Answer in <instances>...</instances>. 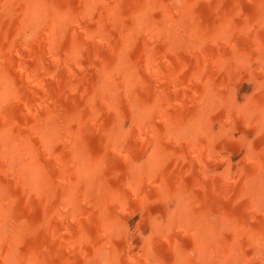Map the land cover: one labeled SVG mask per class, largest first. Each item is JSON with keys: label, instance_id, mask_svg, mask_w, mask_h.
I'll return each instance as SVG.
<instances>
[{"label": "bare ground", "instance_id": "6f19581e", "mask_svg": "<svg viewBox=\"0 0 264 264\" xmlns=\"http://www.w3.org/2000/svg\"><path fill=\"white\" fill-rule=\"evenodd\" d=\"M64 1L0 0V264H264V0ZM173 55L207 74L166 126ZM231 78L257 89L226 119ZM220 124L237 175L204 152Z\"/></svg>", "mask_w": 264, "mask_h": 264}, {"label": "rangeland", "instance_id": "374dc122", "mask_svg": "<svg viewBox=\"0 0 264 264\" xmlns=\"http://www.w3.org/2000/svg\"><path fill=\"white\" fill-rule=\"evenodd\" d=\"M69 1H72V0H69ZM54 2H56L59 6H61V12H62V14L64 15L65 13L67 14V15H71L70 17H72V16H76V15H78V7H77V3L78 2H74L75 4H73V3H71V2H67L68 4H66V2L64 1V0H45V2L44 3H46L47 5H46V9H49V7L51 6V3L53 4ZM112 3H115V0H113V1H111ZM66 5H67V7H69V8H72L71 9V11L69 10V11H67L66 10ZM95 7V6H94ZM60 9V8H59ZM65 9V10H64ZM73 10H74V12H77V13H74L73 12ZM203 12H204V10H202ZM58 13V12H57ZM60 13V12H59ZM76 14V15H75ZM117 13H115V15H116ZM203 21H206V20H203ZM202 23V22H201ZM202 24H204V23H202ZM208 32H209V35L208 34H206V35H208L207 37H208V39H214L215 41H217V40H219L220 39V36L219 35H213V33L212 32H214V30L212 29V27H210L209 28V30H208ZM210 33H212V35L210 34ZM217 37H219V38H217ZM212 41V40H211ZM214 41V42H215ZM174 57V58H173ZM178 57V58H177ZM172 56L171 57V59L170 58H168V60H170V62H164L163 63V66H166V64L168 65L167 67H162V70H163V75H161V77H163L162 78V80H164L165 78H169V80L171 81V83L170 82H168L169 80H167V79H165L166 80V83H167V87H168V97H170L171 99H173V100H170L169 98H167V96H165V94H161V97H160V99H159V106H160V108H162L161 110L162 111H164L165 109H166V111L168 110V114H169V117H168V120L170 121H168L165 125L167 126V124H173L174 122L175 123H178L177 122V119L179 118V116H178V113L181 111L179 108H181V107H184V106H187V107H189L190 105H191V95H190V93H189V95L188 96H185V91L187 90L186 88H187V84H190V81H197L199 78H200V76L202 77L203 75H205V74H207L206 73V71L207 70H205V69H203V68H200V66L198 65V66H196V67H183L182 65H181V62H180V60H181V58H179V56ZM178 61L180 62V63H178ZM166 63V64H165ZM176 64H178V66L176 65ZM175 65V66H174ZM179 65H180V69H179ZM173 66V67H172ZM178 67V68H177ZM182 67V68H181ZM219 67V69L218 70H220L221 68H220V66H218ZM185 68H187L186 70H184ZM196 68H198V69H196ZM201 70V71H200ZM237 71H239L238 69H236ZM177 71V72H176ZM221 71V70H220ZM220 71H218V72H220ZM188 72V74H186ZM199 72V73H198ZM234 73H236V71H234ZM177 74V75H176ZM184 74H185V76H186V78H190V79H186V78H180L181 76H184ZM196 74V75H195ZM165 75V76H164ZM167 75V76H166ZM169 75V76H168ZM172 75H174V76H177V77H175V78H173L174 76H172ZM233 75V74H232ZM236 75H237V73H236ZM180 76V77H179ZM188 76V77H187ZM233 76H235V75H233ZM173 78V79H172ZM178 78V79H177ZM176 79V80H175ZM164 80V81H165ZM201 80V78L199 79V81ZM180 81H182V82H180ZM187 84H186V83ZM224 82V83H223ZM223 82H217V83H214L213 85H212V89H214L213 91H211L212 92V96H213V99H212V104L214 105H212V107L211 108H213L211 111H212V113H214L215 114V112H216V109L219 107V103H221L222 102V105L224 106V108H228V109H231L230 111H228L227 113H226V115H227V117H226V119H230V118H233L234 117V114H233V111L235 110V107H234V103L235 104H237L236 106V109H238L239 107H245V105L246 104H248V99H249V96L252 94V92H253V94L256 92V91H254L255 89H257V88H255V86L254 87H252V89H246V86L245 87H243V88H240L239 90H236V91H233V89L231 88V86H232V84L233 83H237V82H234V78H231V80L229 81V82H227V81H223ZM231 82V83H230ZM186 84V85H185ZM219 84V85H218ZM169 85V86H168ZM181 85V86H180ZM224 85V86H223ZM175 86V87H174ZM166 87V88H167ZM186 87V88H185ZM216 89H215V88ZM223 87V88H222ZM226 88V89H225ZM170 89V90H169ZM228 89V90H227ZM232 89V90H231ZM181 90V91H180ZM219 90V91H218ZM231 90V91H230ZM229 91H230V93H229ZM171 92H172V94H171ZM182 92V93H181ZM235 92V93H234ZM181 93V94H180ZM233 95H232V94ZM243 93V94H242ZM215 94V95H214ZM172 95V96H171ZM217 95V96H216ZM226 95V96H225ZM236 95V96H235ZM244 95H245V97H244ZM183 96V97H182ZM185 96V97H184ZM164 97V100L162 99ZM176 99H175V98ZM218 99H217V98ZM251 97V96H250ZM182 101H179V99ZM216 98V99H215ZM175 99V100H174ZM187 99V100H186ZM244 99V100H243ZM190 100V101H189ZM219 100H220V102H219ZM222 100V101H221ZM239 100V101H238ZM178 101H179V103H178ZM184 101H186V103H183ZM163 102H165V103H163ZM219 102V103H218ZM232 102H233V104H232ZM259 102V103H258ZM218 103V104H217ZM227 103V104H226ZM171 106L172 108H174V109H171V107H170V109H169V106ZM182 104H183V106H182ZM230 104H232V105H230ZM165 105H167V106H165ZM177 105V106H176ZM180 105V106H179ZM250 105V107L251 106H253L254 108H255V106L256 107H258V108H256L255 109V111H257L259 114H258V116H257V121H259L260 119H261V115H264V99H260V100H258V101H256V103H253L252 104V101H251V104H249ZM164 106V107H163ZM216 106H218V107H216ZM177 107V108H176ZM175 108H176V110H175ZM234 109V110H233ZM177 111V112H176ZM171 113H173V114H171ZM174 113H176V115H174ZM229 113H230V116H229ZM263 113V114H262ZM213 114V115H214ZM172 115H174V117L172 116ZM171 116V117H170ZM261 116V117H260ZM236 117V116H235ZM209 118H213V116L210 114V116H209ZM172 120V121H171ZM174 121V122H173ZM256 121V122H257ZM222 125V126H221ZM169 126V125H168ZM217 126V125H216ZM256 127V129H258V127L260 126V123H258L257 125H255ZM169 129V127H167L166 128V132H167V130ZM182 128H179V130L178 131H180ZM222 129H223V124H220V126L218 125L217 126V128H216V130H215V133L212 135V137H211V139H207V141H209L208 142V144H206V148H205V151L204 152H206L207 154H209V156H208V159H213V158H217V157H219L218 156V152H220L221 153V159H224L225 158V160L227 161L228 160V162L229 163H231L232 165H233V167L232 168H234V170H233V175H237L238 174V170H239V168H241V164H243L242 162H243V156H244V154H243V152H240L239 151V153L238 154H236V149H237V147H238V145H236V143H235V141L237 142V144H241V142H239V136L236 134H233L234 136H233V139H231V141L230 142H228V137H227V142H226V140H224L225 141V145H226V149L225 148H223L219 143H220V138H222V136H221V131H222ZM187 129H185L184 131L186 132H183L182 134H184L186 137H184V136H182L180 133L178 134L179 135V137H181V138H183V139H181L180 140V142L183 144V146H184V148H185V152H188V150L190 149V145L189 146H187L186 144H188L187 142H191L190 141V139H195V137L194 138H192V136L190 135L189 136V132H188V130L186 131ZM219 133V134H218ZM230 132H228L227 134H225L226 136L229 134ZM188 134V135H187ZM216 135V136H215ZM218 136V137H217ZM189 137H191V138H189ZM214 137V138H213ZM253 137H255V135L253 134V136H252V139H253ZM184 138L186 139V141H184ZM226 137H223V139H225ZM174 140V139H173ZM216 140V141H215ZM238 140V141H237ZM254 140H255V138H254ZM257 140H260L259 139V137H257ZM216 142H217V144H216ZM233 142V143H232ZM228 145H230V146H228ZM231 145H232V149H231ZM260 145V146H259ZM219 146V147H218ZM237 146V147H236ZM96 147H98V146H96ZM187 147V148H186ZM216 147V148H215ZM218 147V148H217ZM228 147V148H227ZM234 147V148H233ZM214 148H215V150H214ZM240 148L241 149H244V148H246V145L245 146H240ZM250 148V147H249ZM249 148H247L248 150H249V152L250 153H252L253 151L252 150H250ZM254 148H256V149H253V150H257L258 152H259V150H264V140L263 141H261L260 140V142H257L256 143V145H255V147ZM263 148V149H262ZM99 149H100V147H99ZM210 149H212L213 151H211ZM230 149L232 150V152L230 151ZM241 149H239V150H241ZM187 150V151H186ZM211 151V152H210ZM252 151V152H251ZM215 152V153H214ZM255 153V152H254ZM234 154V155H233ZM243 155V156H242ZM240 157H242V158H240ZM251 157V156H250ZM227 158V159H226ZM240 158V159H239ZM224 160V161H225ZM241 160V161H240ZM240 161V162H239ZM239 162V166H237V167H234L237 163ZM234 177V176H233ZM110 179H112L113 181H115V177L114 176H112L111 175V177H110ZM138 222V217L136 216V215H133V216H131V218H130V223H128V225H130L128 228H129V230H130V232H132L133 233V236H134V234L136 235V231H135V229H136V226H137V223ZM136 225V226H135ZM135 226V227H134ZM133 228V229H132ZM145 233H143V235H147V231H144ZM132 233H130L129 235H131ZM97 234V233H96ZM95 234V231H94V233L92 234V235H96ZM4 252L3 251H1V254H2V256L0 255V258H3L4 256V254H3ZM159 255H160V249H159ZM2 260V259H1Z\"/></svg>", "mask_w": 264, "mask_h": 264}]
</instances>
